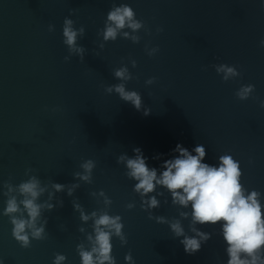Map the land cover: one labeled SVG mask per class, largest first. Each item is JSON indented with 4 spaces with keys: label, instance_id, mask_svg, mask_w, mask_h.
Masks as SVG:
<instances>
[{
    "label": "water",
    "instance_id": "1",
    "mask_svg": "<svg viewBox=\"0 0 264 264\" xmlns=\"http://www.w3.org/2000/svg\"><path fill=\"white\" fill-rule=\"evenodd\" d=\"M113 2L0 0V210L6 199L3 182L11 178L18 184L29 167L45 182L68 184L75 182L72 173L82 159L98 162L94 184H82L73 197L57 194L64 203L45 213L48 239L33 241L31 249L17 244L8 217L0 215V257L5 264H51L59 251L69 264H79L76 244L83 236L72 200L79 198L91 211L97 204L90 192L103 188L128 233L127 246L114 241L119 264L129 249L137 264H224L219 228L206 229L214 231L212 239L188 255L167 225L147 218L117 156L133 155L132 149L140 147L149 164L159 167L177 143L188 148L203 143L206 162L231 150L241 160L250 188L264 191V109L253 99L240 101L234 95L239 83H254L256 94L264 98V48L258 46L264 38V9L259 0H115L131 4L153 35L141 32L139 44L122 38L109 42L97 56V32ZM72 9L76 26L86 28L80 40L88 49L83 62L79 57L64 60L63 20ZM50 23L55 32H48ZM157 26L164 28L159 35ZM149 40L160 46L156 57L144 51ZM130 58L138 61L137 68L129 67L139 79L128 87L140 91L145 106L152 108L147 116L102 87L118 82L112 69ZM222 62L241 66L239 83H225L217 75L212 65ZM151 76L157 82L146 86ZM46 105H60L62 111H46ZM158 154L164 155L152 159ZM132 199L137 207L127 210L124 205ZM156 214L177 215L170 202Z\"/></svg>",
    "mask_w": 264,
    "mask_h": 264
},
{
    "label": "clouds",
    "instance_id": "2",
    "mask_svg": "<svg viewBox=\"0 0 264 264\" xmlns=\"http://www.w3.org/2000/svg\"><path fill=\"white\" fill-rule=\"evenodd\" d=\"M259 6L264 9V0H259ZM76 10L63 20V44L67 47L66 62L73 57L84 61L88 49L80 43L86 34L85 26H76L71 18ZM48 32H55L56 25L48 24ZM164 31L157 26L155 34ZM141 32L153 35L152 28L144 19L138 17L134 7L126 2L116 3L115 0L107 12L103 27L97 32L98 51L106 48L109 42L118 39L130 40L139 44L143 39ZM258 46L264 48V38L259 40ZM160 46L153 45L149 40L144 44V51L149 57H156L160 53ZM138 67V61L130 58L112 69L117 83L102 85L108 95H118L120 100L133 106L145 116L151 114L152 108L146 107L140 91L130 89L128 83L139 79L131 71ZM217 75L223 82H237L243 78L241 66L226 62L213 64ZM204 70H207L205 66ZM156 76L145 80L146 86L154 85ZM254 83H239L234 95L240 101L255 100L264 109V98L256 94ZM45 110L62 111L60 105L45 106ZM133 155L122 152L117 156V163L124 168V176L132 181V192L139 197V208L147 213L149 220L157 224L167 225L172 237L177 239L185 253L195 255L209 240L214 231L206 229L219 228V234L225 244L227 256L224 264H264V191L250 188L244 179L241 160L237 159L231 150L220 154L214 163L206 162V146L197 143L194 147H185L177 143L171 150V158L163 159L157 166L149 164L142 148L134 147ZM164 154H158L152 159L160 160ZM255 161L249 158L248 164ZM98 162L93 158L82 159L78 170L72 173L73 183H58L54 180L45 182L31 167L25 170L26 179L18 184L11 178L3 182L2 194L6 198L0 215L8 217L12 225L11 236L23 249H31L33 241L48 239V218L46 212H51L57 206H63V200L57 194L66 192L69 197L82 184H94V173ZM90 196L94 198L97 207L88 210L79 198L72 200L74 212L78 213L81 222L78 231L83 238L76 244L79 264H119L115 255V240L120 246L129 243L124 217L113 212L114 200L108 192L100 188L92 190ZM175 208L177 215H157L156 210L162 205L169 204ZM124 207L133 210L137 207L135 199L127 202ZM187 221V226L185 225ZM0 264L5 259L0 257ZM51 264H69L68 256L63 252H55ZM124 264H137L131 249L124 255Z\"/></svg>",
    "mask_w": 264,
    "mask_h": 264
}]
</instances>
